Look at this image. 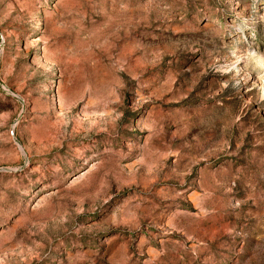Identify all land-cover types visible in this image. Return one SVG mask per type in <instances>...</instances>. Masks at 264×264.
I'll use <instances>...</instances> for the list:
<instances>
[{
  "label": "rangeland",
  "instance_id": "374dc122",
  "mask_svg": "<svg viewBox=\"0 0 264 264\" xmlns=\"http://www.w3.org/2000/svg\"><path fill=\"white\" fill-rule=\"evenodd\" d=\"M0 264H264V0H0Z\"/></svg>",
  "mask_w": 264,
  "mask_h": 264
}]
</instances>
